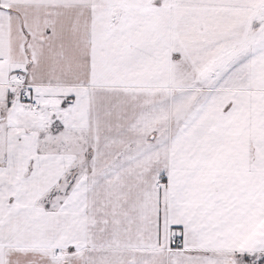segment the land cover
<instances>
[{"label": "snow or ice", "instance_id": "obj_1", "mask_svg": "<svg viewBox=\"0 0 264 264\" xmlns=\"http://www.w3.org/2000/svg\"><path fill=\"white\" fill-rule=\"evenodd\" d=\"M0 264H264V0H0Z\"/></svg>", "mask_w": 264, "mask_h": 264}]
</instances>
